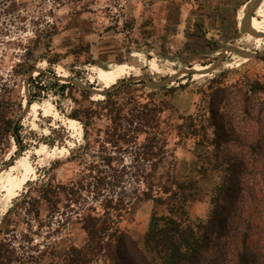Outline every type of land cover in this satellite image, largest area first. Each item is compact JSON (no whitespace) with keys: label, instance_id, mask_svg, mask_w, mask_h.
<instances>
[{"label":"trees","instance_id":"trees-1","mask_svg":"<svg viewBox=\"0 0 264 264\" xmlns=\"http://www.w3.org/2000/svg\"><path fill=\"white\" fill-rule=\"evenodd\" d=\"M14 4L2 3L3 11L14 10ZM56 33L57 26L48 25L37 30L35 40L21 45L24 52L12 67V79L0 71V168L8 164L6 156L13 143L25 149L20 117L23 100L15 77L26 78L41 59L49 64L60 62L62 53L51 48ZM45 38L47 52L36 55ZM6 43L16 45L12 39ZM229 71L211 79L196 115L182 117L178 126L183 137L197 140L198 149L213 148L207 156L198 155V177L184 179L173 173L176 159L163 126L166 109L155 102L154 92L140 99L124 94L121 84L106 92L104 99L94 100L81 91L86 102H77L70 117L83 124L86 142L50 167L55 170L69 162L78 166L77 176L64 183L52 173L46 181L29 183L3 217L0 264H44L51 244L42 247L29 233L17 243L15 233L20 223L15 216L21 212L43 227L44 204L49 217L60 215L55 231L76 219L84 232L82 244L70 243L61 260L51 264H264V77L224 85ZM35 79L30 78L31 106L45 90L38 86L34 91ZM90 81L98 83L94 72ZM51 82L62 92L75 88L71 83ZM95 129L104 132L103 139L100 134L91 136ZM126 153L131 156L129 164ZM208 177L215 180L210 210L206 218L194 219L189 205L203 191L200 179ZM136 200L153 203L141 239L121 228L117 219ZM28 222L32 229V220Z\"/></svg>","mask_w":264,"mask_h":264},{"label":"rangeland","instance_id":"rangeland-1","mask_svg":"<svg viewBox=\"0 0 264 264\" xmlns=\"http://www.w3.org/2000/svg\"><path fill=\"white\" fill-rule=\"evenodd\" d=\"M249 1L251 0L0 2V71L5 78L12 79V67L20 60L24 52L22 47L36 39L37 30L43 31L48 25L57 26L51 48L62 53L59 63L49 64L41 59L36 66L33 74L36 79L32 87H35L34 91H38L39 87L45 89L38 100L33 102L39 104L40 109L37 104H30L32 92L29 75L26 78L15 77L16 91L23 100L20 117L25 149L13 143L6 156L8 164L1 167L0 227L4 215L27 191L32 181H46L52 173L56 175L57 181L64 183L76 178L78 166L75 164L65 161L55 170L50 167L58 159L65 160L74 149L86 142L83 124L70 117L77 102H86L81 92L84 90L94 100L104 99L105 94L99 92L113 90L121 83L124 94H134L140 99L146 93L154 92L155 102L166 109L163 126L167 129L169 148L176 159L173 173L179 179L198 177V155L202 153L207 156L213 148L208 145L209 147L198 149L196 139L183 137V132L178 129L182 117L196 115L203 91H208L211 79L223 71L230 70L223 79L224 85H231L247 77H264V53L260 54L264 52V37H255L241 29V10L243 7L249 9L246 6ZM13 2L14 10L4 12L2 3ZM253 3L255 2L250 6ZM258 6L252 15L255 19H261H258L260 25H255L252 17L250 25L252 29L264 32V0H260ZM11 39L16 45L6 43ZM45 41L47 38L41 48L35 50L36 55L47 52ZM229 44L243 47L257 55L249 58L231 51L225 53L223 49ZM222 55V62L212 69ZM189 69L193 72H189ZM41 71L45 75L38 77ZM92 72L98 83L90 81ZM145 77L153 82L166 79L170 81L152 89L147 86L146 79H143ZM52 79L61 83L71 82L75 88L62 92L58 85L54 86ZM72 81H77L84 87H95L98 92L79 87ZM181 85L185 87L181 88ZM172 87L179 89L172 91ZM98 95L102 97L98 98ZM97 134L104 138V132L97 129L92 131L91 136L94 138ZM95 152L99 153V147ZM124 156L125 162L129 164L130 154L126 153ZM160 171L163 172V169ZM214 183L212 177L200 179L203 191L199 199L189 205L194 219L207 217ZM152 209L151 201L136 200L128 211L117 218L119 226L135 238L141 239L147 230ZM41 210L44 223L41 228L40 221L30 219L24 212H21V216H15L20 222L15 228L16 242L24 241V233H29L34 238V243L51 244L53 249H47L43 263H57L70 243H83L82 225L74 219L57 232L55 229L59 226L60 215L58 218L49 217L45 204L41 206ZM30 220L32 229L29 228Z\"/></svg>","mask_w":264,"mask_h":264},{"label":"water","instance_id":"water-1","mask_svg":"<svg viewBox=\"0 0 264 264\" xmlns=\"http://www.w3.org/2000/svg\"><path fill=\"white\" fill-rule=\"evenodd\" d=\"M251 2H254V1H249L248 4H246V6H249V9H247L246 11V17L244 18V20H242V31L247 33V34H250V35H254L255 37H264V32H259V31H256L254 28L252 29V25H250V17H252V12L253 10H255L256 6L259 5V2L260 0H255V3H253L251 6ZM224 52L227 53L228 51H231V52H235L243 57H254L257 55V53H254V52H251L247 49H244L243 47H240V46H236V45H227L226 47H224ZM264 52L260 53L261 55H263ZM223 60V55L219 58V60L213 65L212 69L214 67H216L220 62H222ZM189 72H193V70L189 69ZM35 73V69L29 74V77H28V80L30 81V78L31 76H33V74ZM42 73V71L40 72ZM143 79H146L147 81V86L150 87V88H157V87H160L166 83H168V81H170V79H166V80H163V81H159V82H153L152 80H150L148 77H145ZM73 83H75L76 85H78L79 87H82L84 89H87V90H90L94 93L98 92L96 91L95 88L93 87H84L80 84H78L77 81H72ZM67 83V82H66ZM68 83H71V82H68ZM125 83V82H124ZM122 84V83H121ZM119 84V85H121ZM117 85V86H119ZM112 89H107V90H102V94H105L106 92L110 91ZM2 170V168H0V171Z\"/></svg>","mask_w":264,"mask_h":264},{"label":"bare ground","instance_id":"bare-ground-1","mask_svg":"<svg viewBox=\"0 0 264 264\" xmlns=\"http://www.w3.org/2000/svg\"><path fill=\"white\" fill-rule=\"evenodd\" d=\"M251 1H254L255 2V0H251ZM252 3V2H251ZM246 11H247V8H245L244 9V7L242 8V10H241V17H240V22L242 23V20H244V18L246 17ZM240 14V13H239ZM252 19H254L255 21H254V24L255 25H260L259 23H260V21L258 20V19H255L253 16H252ZM250 21H252L251 20V17H250ZM251 23V22H250Z\"/></svg>","mask_w":264,"mask_h":264},{"label":"crops","instance_id":"crops-1","mask_svg":"<svg viewBox=\"0 0 264 264\" xmlns=\"http://www.w3.org/2000/svg\"><path fill=\"white\" fill-rule=\"evenodd\" d=\"M258 7H259V6H258ZM258 7H257V8H258ZM257 8H256V9H257ZM239 24H240V23H239Z\"/></svg>","mask_w":264,"mask_h":264}]
</instances>
